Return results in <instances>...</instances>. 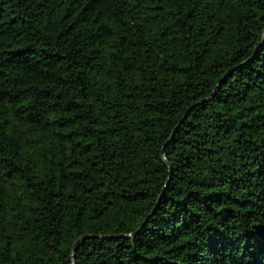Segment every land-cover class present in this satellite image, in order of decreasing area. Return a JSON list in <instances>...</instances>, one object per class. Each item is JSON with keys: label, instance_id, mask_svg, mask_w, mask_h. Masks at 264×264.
<instances>
[{"label": "trees", "instance_id": "obj_1", "mask_svg": "<svg viewBox=\"0 0 264 264\" xmlns=\"http://www.w3.org/2000/svg\"><path fill=\"white\" fill-rule=\"evenodd\" d=\"M0 264H264V0H0Z\"/></svg>", "mask_w": 264, "mask_h": 264}, {"label": "water", "instance_id": "obj_2", "mask_svg": "<svg viewBox=\"0 0 264 264\" xmlns=\"http://www.w3.org/2000/svg\"><path fill=\"white\" fill-rule=\"evenodd\" d=\"M217 90V87L215 88V91ZM215 91H214V93H215ZM187 116V115H186ZM185 116V117H186ZM185 119V118H184ZM183 119V120H184ZM178 128V127H177ZM176 130L177 129H175V131H174V133L176 132ZM174 133H173V135H172V137L174 136ZM86 238H88V237H83V238H81V239H79L77 242H76V244H75V246H74V249H73V251L86 239Z\"/></svg>", "mask_w": 264, "mask_h": 264}]
</instances>
